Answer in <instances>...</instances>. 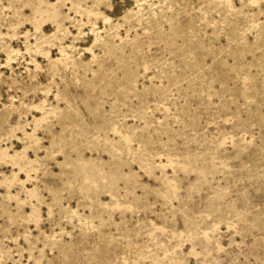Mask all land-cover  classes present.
I'll return each instance as SVG.
<instances>
[{
  "label": "rangeland",
  "instance_id": "374dc122",
  "mask_svg": "<svg viewBox=\"0 0 264 264\" xmlns=\"http://www.w3.org/2000/svg\"><path fill=\"white\" fill-rule=\"evenodd\" d=\"M0 264H264V0H0Z\"/></svg>",
  "mask_w": 264,
  "mask_h": 264
}]
</instances>
